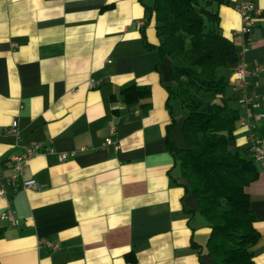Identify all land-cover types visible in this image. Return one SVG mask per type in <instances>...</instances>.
I'll use <instances>...</instances> for the list:
<instances>
[{"label": "crops", "instance_id": "crops-1", "mask_svg": "<svg viewBox=\"0 0 264 264\" xmlns=\"http://www.w3.org/2000/svg\"><path fill=\"white\" fill-rule=\"evenodd\" d=\"M244 2L261 9L246 33ZM153 3L0 0V264L214 263L208 222L167 143L188 146L186 110L170 90L172 59L160 56ZM212 8L234 49L222 68L226 96L245 114L234 76L242 59L253 109L264 111V0ZM129 85L150 94L129 102L122 92ZM13 120L19 136L9 131ZM251 131L264 141V117ZM31 141L42 146L19 177L39 187L9 185L10 159ZM250 144V129L237 120L230 149L252 158ZM256 165L246 189L260 233L252 250L264 264V165ZM7 207L17 223L1 218Z\"/></svg>", "mask_w": 264, "mask_h": 264}, {"label": "trees", "instance_id": "trees-1", "mask_svg": "<svg viewBox=\"0 0 264 264\" xmlns=\"http://www.w3.org/2000/svg\"><path fill=\"white\" fill-rule=\"evenodd\" d=\"M227 2L154 0L151 11L161 38L160 56L172 59L171 93L187 111L183 133L188 146L167 143L185 178V190L197 197L198 213L208 222L207 251L214 255L213 264H256L252 246L260 233L246 187L259 170L253 158L229 146L241 115L229 105L222 68L234 49L216 27L220 16L212 8ZM122 92L130 102L149 95L150 89L129 85ZM208 92L211 96L204 99Z\"/></svg>", "mask_w": 264, "mask_h": 264}, {"label": "built area", "instance_id": "built-area-1", "mask_svg": "<svg viewBox=\"0 0 264 264\" xmlns=\"http://www.w3.org/2000/svg\"><path fill=\"white\" fill-rule=\"evenodd\" d=\"M239 11L242 15V28L243 32H249L251 28L254 26L258 16L261 14V9L257 8L252 2H244L239 6ZM250 71L247 67V64L244 60H239L236 69L234 72V76L237 80V88L240 91V100L243 102L245 107V115L241 118V125L247 126L250 129V150L252 154V158L256 163L264 165V141L261 138H257L255 134L251 131L252 127L256 120L264 117V111L257 112L253 109V97H251L248 93V76ZM9 131L15 133L19 136V128H18V120H13L10 124ZM113 140L111 137H107L105 139L106 144L112 143ZM41 143L38 141H31L29 145L26 146V150L23 154L12 157L11 164L13 172L6 178L7 183L12 186L18 187H33L38 188L39 185L34 178L21 179L19 176L23 173L25 165H27L29 159L38 153L41 148ZM69 155L68 152L59 153V159L63 160L67 158ZM4 193V189L0 187V195ZM1 218L5 219L12 224L17 223V217L15 216V212L12 208L7 207L2 213ZM44 244L50 248L56 249L58 247V243L49 239H43L41 244Z\"/></svg>", "mask_w": 264, "mask_h": 264}, {"label": "rangeland", "instance_id": "rangeland-1", "mask_svg": "<svg viewBox=\"0 0 264 264\" xmlns=\"http://www.w3.org/2000/svg\"><path fill=\"white\" fill-rule=\"evenodd\" d=\"M205 96L206 97H203L204 99H207V98H209L210 96H211V93L210 92H208L207 94H205ZM216 96V98H219V94H217V95H215ZM228 102H229V105L231 106V107H233V108H235V109H239L240 107H241V103L239 102V100H236V99H228ZM243 112V113H242ZM241 113H240V115L241 116H239L238 117V122H241V118L242 117H244V109H243V111H242ZM186 114H187V111H185V116H186Z\"/></svg>", "mask_w": 264, "mask_h": 264}]
</instances>
